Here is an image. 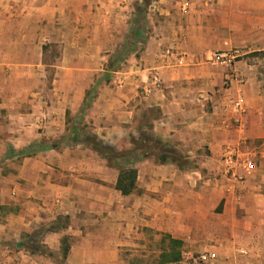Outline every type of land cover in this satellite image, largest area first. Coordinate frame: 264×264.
<instances>
[{
    "label": "crops",
    "instance_id": "0c3cea01",
    "mask_svg": "<svg viewBox=\"0 0 264 264\" xmlns=\"http://www.w3.org/2000/svg\"><path fill=\"white\" fill-rule=\"evenodd\" d=\"M190 2L157 0L152 17L145 3L136 31V0H0V251L8 259L32 264L59 253L63 264H144L135 252L145 251V233L153 231L158 239L205 238L211 250L228 251L231 262L210 264H264V85L242 60L222 87L225 69L202 58L207 39L190 34L188 20L202 5ZM76 5L92 15L84 23L67 19ZM49 43L59 44L58 57ZM107 43H134L129 57L137 44L153 54L162 89L138 96L136 87L149 84L140 63L122 73L85 65ZM99 71L121 75L116 87L80 80ZM47 74L62 79L49 84ZM153 110L149 134L139 137L166 144L178 161L140 157L129 195L115 189L116 168L81 142L65 141L66 119L76 114L103 142L134 151L135 125ZM245 143L256 168L237 180L225 174L222 151Z\"/></svg>",
    "mask_w": 264,
    "mask_h": 264
},
{
    "label": "rangeland",
    "instance_id": "374dc122",
    "mask_svg": "<svg viewBox=\"0 0 264 264\" xmlns=\"http://www.w3.org/2000/svg\"><path fill=\"white\" fill-rule=\"evenodd\" d=\"M157 0H136L137 4H139V8L144 7L145 3L149 2L151 4V9L148 11V14L150 17L155 16L158 14V11H156L155 6L153 4ZM175 2H180V4L184 1L190 2V0H173ZM196 2V5L201 4L197 7L199 10H195L191 13V18H189V22L187 25L193 26L189 29L191 36L193 39H196L198 37H204L207 39V50L205 53H203V60L205 62H208V57L212 51H215L217 49L223 48L224 43L227 42L229 45L239 48L243 54V57L240 61L246 60L249 64L255 66L258 69V75L257 77L259 80L262 81L264 85V0H194ZM206 2L209 4L206 5ZM191 3V2H190ZM179 4V6H180ZM73 8V7H72ZM75 11H72V16L67 17V19H75L78 18L81 20V22L84 23L85 20H87L88 16H92L91 14L87 15L84 14L79 10V5L74 6ZM204 9V10H202ZM180 16V15H179ZM183 16V15H182ZM185 20V16H183ZM93 18V17H92ZM90 17V19H92ZM198 20L202 22V26L205 27L204 30H210L211 33H202L200 28H197L200 23H198ZM76 22V19L74 20ZM76 25V24H75ZM120 33L118 35L119 39L123 35V32L119 29ZM205 32V31H204ZM42 35H45V31H39ZM52 34L51 32H48V35ZM70 36H73L77 34V31H75L74 28H70L68 33ZM209 34V35H208ZM53 35H58L56 31H54ZM191 37V38H192ZM43 44V43H42ZM99 45L98 48L100 51H97L98 54L100 53V56L96 58L94 61L92 60H86L85 65L91 66V64H95L94 66L103 64V66L106 65V67H109V64L111 60L115 59V56L117 53L122 49V47H118L113 45V43H107ZM141 47L140 44L136 45L137 54L132 55V57H129V55H125L123 59L119 60V63L115 65L114 71L118 72H127V68L132 67L133 65L139 66L140 64L142 67H147L149 70H147V73L145 75V80L148 83L150 82L151 77L159 72L158 68L156 67V57L152 54L151 58L149 59L146 54L145 50L137 48ZM38 51H40V45L38 48ZM48 51L52 54L54 57L59 56L60 47L58 43H49L48 44ZM154 56V57H153ZM137 58V59H136ZM153 58V59H152ZM56 59V58H55ZM52 59V62H55L56 60ZM140 63V64H139ZM92 64V65H93ZM140 65V66H141ZM105 67V70H106ZM103 68V67H102ZM103 71H99V73L95 74H87L80 76L81 81H89L92 85L95 83L96 80H101L107 83V85H110L111 88L116 87V79L117 77H121V75L115 74L113 72L111 73H102ZM103 74V75H102ZM108 74V78H105V75ZM43 80L48 81V83H54L56 84L57 81H60L62 79L61 75H52L47 74L46 78L45 76L42 77ZM70 79L77 80L78 76H70ZM122 79V78H120ZM118 84V83H117ZM222 87L225 88L223 83H221ZM145 85L144 81L141 82V85L136 87V92L140 98L146 97L143 93ZM95 96V92L92 94V97ZM84 111V110H83ZM79 114V113H78ZM142 114V113H141ZM78 115H71L69 114L66 121H67V130L69 131V128L73 126V130L79 135H82L83 128L87 132H91L90 126L85 121V118H79L77 120ZM158 116L157 111L149 112L148 117L144 115V117L141 115L139 122L135 125L136 129L135 131V139L140 141L138 143H141L144 136L139 137V132L141 134H149L148 128L151 125V118H156ZM143 117V118H142ZM75 123V125H72ZM139 128L137 129V127ZM148 127V128H147ZM84 130V131H85ZM146 137V136H145ZM144 137V138H145ZM249 142V141H246ZM246 144V143H245ZM73 145V144H69ZM248 144L242 145L240 147L241 151L248 152ZM247 147V148H245ZM249 153V152H248ZM254 162V160H253ZM208 175V174H207ZM211 175V174H210ZM147 233V234H146ZM145 233L147 248L144 252H135L134 260L143 261L144 264H160L161 260V254L163 251L167 250L169 247L168 239H158L156 237L155 232L148 231ZM210 242H207V240L204 238L201 240V242L196 240V242H193V238H190L188 240L183 241V245L181 248L182 251V259L180 263L178 264H208L203 263L199 256L202 253L205 252H214L216 255V261L215 262H231L229 261V253L227 250L225 251H213L209 248L211 244ZM240 245H236L235 247L238 248ZM0 251V264H18L16 259H8L7 255ZM39 258V257H38ZM45 259V261H43ZM27 263V262H26ZM32 264H63L62 258L59 255V253H49L46 256H43L42 259H37L35 262H31Z\"/></svg>",
    "mask_w": 264,
    "mask_h": 264
},
{
    "label": "trees",
    "instance_id": "16d2710c",
    "mask_svg": "<svg viewBox=\"0 0 264 264\" xmlns=\"http://www.w3.org/2000/svg\"><path fill=\"white\" fill-rule=\"evenodd\" d=\"M143 9L139 8L136 12V19L133 20L135 30H140V22ZM135 45L134 43L126 48L122 49L117 53L114 60H111L109 64V70L115 68V65L119 63V60L123 59L126 55V49ZM105 78H108V74L105 75ZM94 87L87 92V96L84 100V105L82 110L86 109L91 103V95L94 92ZM72 125H75L73 123ZM83 128L82 135H79L73 130V126L69 128L65 141L68 144H75L81 142L90 150L97 153L107 163L118 170V177L115 185V189L121 193V195H129L133 192L136 186L137 171L131 165L139 160L140 157H149L155 155L159 162H176L175 152L171 149H168L166 144H163L157 140L144 136L141 143H138L140 139L135 143L136 149L134 151H123L117 150L111 145L103 142L99 139L96 134L93 132H87ZM168 239L169 247L167 250L163 251L161 254L160 264H174L178 263L182 259V245L183 242L177 239H173L170 236H163L162 241Z\"/></svg>",
    "mask_w": 264,
    "mask_h": 264
},
{
    "label": "built area",
    "instance_id": "2783aa9c",
    "mask_svg": "<svg viewBox=\"0 0 264 264\" xmlns=\"http://www.w3.org/2000/svg\"><path fill=\"white\" fill-rule=\"evenodd\" d=\"M243 54L239 48L229 45L227 42L224 43V47L212 51L208 57V62L225 69L222 83L225 87L229 86L231 82V75L235 64H237ZM162 79L155 73L147 86L144 87L143 93L145 96H149L154 92H158L162 89ZM237 108H240L241 102L235 104ZM222 167L224 168L225 174L234 175L237 180H242V175H249L255 170V164L253 157L248 153L241 151L239 147L225 146L221 156ZM242 174V175H239ZM199 259L203 263L210 264L216 260L213 253L205 252L200 254Z\"/></svg>",
    "mask_w": 264,
    "mask_h": 264
}]
</instances>
